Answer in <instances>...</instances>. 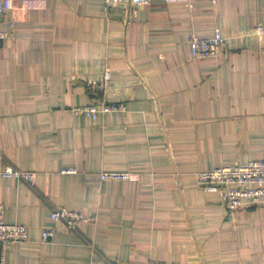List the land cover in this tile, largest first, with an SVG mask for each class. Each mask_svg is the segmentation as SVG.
<instances>
[{
    "label": "crops",
    "instance_id": "1",
    "mask_svg": "<svg viewBox=\"0 0 264 264\" xmlns=\"http://www.w3.org/2000/svg\"><path fill=\"white\" fill-rule=\"evenodd\" d=\"M215 30L217 55L194 59L186 42ZM0 32V204L28 230L5 264H264V206L229 213L196 185L264 160V0H12ZM104 71L125 110L75 115ZM56 208L91 222L42 244Z\"/></svg>",
    "mask_w": 264,
    "mask_h": 264
},
{
    "label": "built area",
    "instance_id": "2",
    "mask_svg": "<svg viewBox=\"0 0 264 264\" xmlns=\"http://www.w3.org/2000/svg\"><path fill=\"white\" fill-rule=\"evenodd\" d=\"M12 0H0V13L4 6ZM108 7H130L146 6L152 0H103ZM167 4L186 3L190 4L191 0H162ZM218 0H211L216 4ZM260 33L261 30H256ZM5 36L0 32V40ZM225 38L222 37L219 30H215L211 38L200 40L190 37L186 42L190 48L191 55L194 59L213 58ZM110 82V73L104 71L97 80H86L85 85L90 92L98 95L99 99L96 104L76 107L72 110L75 115L86 114L93 120L97 114H107L122 112L125 110L123 103L107 102L102 94L107 89ZM62 173L72 174L73 169L63 170ZM4 177H15L31 182L33 174L30 172H20L12 168H5L1 173ZM120 179L126 180V173H101L100 179ZM196 185L203 191L216 192L221 197L222 203L229 213L237 210L247 209L257 206H264V160L250 161L245 164H238L233 167L214 168L209 171H203L196 174ZM3 206L0 204V264H5L4 253L12 245L25 242L28 239V230L24 225L7 224L2 217ZM52 227L44 228L41 232L40 242L42 244L50 242L56 232L57 225L63 224L68 230H75L80 222H91L88 216L69 210L66 208H56L50 213ZM89 264H93L90 262Z\"/></svg>",
    "mask_w": 264,
    "mask_h": 264
}]
</instances>
